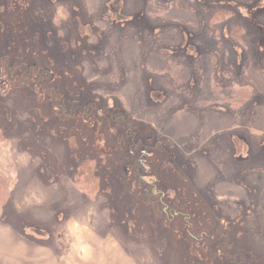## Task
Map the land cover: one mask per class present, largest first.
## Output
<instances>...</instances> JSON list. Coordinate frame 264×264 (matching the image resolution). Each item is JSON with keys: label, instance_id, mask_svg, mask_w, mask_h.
I'll return each instance as SVG.
<instances>
[{"label": "rangeland", "instance_id": "1", "mask_svg": "<svg viewBox=\"0 0 264 264\" xmlns=\"http://www.w3.org/2000/svg\"><path fill=\"white\" fill-rule=\"evenodd\" d=\"M29 1V18L55 36L72 81L120 106L150 145H164L176 163L162 159L158 146V167L166 168L175 202L189 203L203 231L219 225V258L207 238L194 243L201 264H264V0ZM8 93L0 89V204L21 237L43 239L59 261L74 264H180L184 221L154 218L153 228L123 236L129 210L133 223L144 220L128 186L100 171L96 180V158L70 151L82 137L88 144L89 132L64 140L69 119L55 125L41 107L34 123L23 94ZM99 134L107 145L108 133ZM32 258L11 263L37 264Z\"/></svg>", "mask_w": 264, "mask_h": 264}, {"label": "flooded vegetation", "instance_id": "2", "mask_svg": "<svg viewBox=\"0 0 264 264\" xmlns=\"http://www.w3.org/2000/svg\"><path fill=\"white\" fill-rule=\"evenodd\" d=\"M29 8V0H0L1 93L9 92L7 96L22 93L30 106L29 120L34 123L44 115L41 107L50 112L55 125L69 119L67 129L71 130L66 132L68 137L64 140L71 137V131L75 135L79 133V129L88 131L91 138L88 144L82 145V137L77 139L79 148L75 151L72 147L69 148L75 155L79 154V159L86 162L91 161L87 159L89 156L96 158L93 171L96 180L102 182L98 174L100 171V174L109 175L111 182L128 186L129 194L132 196L133 193L137 200H144L148 209L154 210L159 217L162 215L169 222L171 216L180 217L193 233L189 237L194 243H203L207 238L212 254L218 257L215 237L217 231L220 233V228H217L219 225L214 221L215 228L211 232L203 231L202 227H207L202 224V217L195 213L189 214V203L185 200L175 202L178 193L167 183L169 175L166 168L162 167L160 170L158 167L162 164L157 157L158 146L162 149L161 158L167 156L168 163H176L172 154L161 143L150 145L152 137L140 135L134 118L120 106L110 99L100 101L99 98L92 97L79 85L76 77L74 79L77 83L72 81L74 74L70 72L69 66L64 65L67 60L59 59L63 54L52 42L55 36L50 40L49 36L43 35L41 21L29 18ZM50 117H46L48 121ZM76 129L78 130L75 131ZM100 130L108 133L105 135L107 145L98 144L99 136L102 135L99 134ZM62 133L65 134L62 131L54 132L57 137ZM84 147L87 148V153ZM115 167L119 169L118 174L114 172ZM176 168L182 170L180 166ZM195 197L200 201V204L196 203L207 210L202 197ZM171 206L174 208L170 212L168 209ZM194 217L196 224L192 222ZM208 224L211 227V223ZM35 233L40 235L38 230ZM223 248L227 249L226 241H223ZM228 257L231 262V256ZM243 263L249 264L246 261Z\"/></svg>", "mask_w": 264, "mask_h": 264}, {"label": "crops", "instance_id": "3", "mask_svg": "<svg viewBox=\"0 0 264 264\" xmlns=\"http://www.w3.org/2000/svg\"><path fill=\"white\" fill-rule=\"evenodd\" d=\"M7 210L0 204V264H12L11 261L14 260L24 261L23 256L25 259L34 257L31 261H36L37 264H74L66 258L59 261L51 248L40 243L43 239L34 236H31L33 240L21 237V234L18 233L19 225L17 228V226L7 222ZM19 223L21 222L19 221ZM23 264L34 263L27 261Z\"/></svg>", "mask_w": 264, "mask_h": 264}, {"label": "trees", "instance_id": "4", "mask_svg": "<svg viewBox=\"0 0 264 264\" xmlns=\"http://www.w3.org/2000/svg\"><path fill=\"white\" fill-rule=\"evenodd\" d=\"M151 1L152 2H156L157 4L160 5V2H159L160 0H151ZM174 2L176 3V0H168V2L166 3V5H164V7L172 6V4ZM187 34H188V37L194 36V34H192L190 32H187ZM182 55H183V57H185V55L183 53H182ZM193 65H195V61H193ZM117 170H119V169L117 167H115L114 168V172L116 174H118ZM128 195H129V192H128ZM126 198L130 199L129 196H126ZM129 202H132L134 204L135 210L137 211V216H142V218L144 220V223H142V224L139 223V222H142V221H139L138 223H136V222L133 223L132 222L133 219L128 216V214L130 213V210H129L125 214L126 217H124V220L127 222V223L125 222L127 229L124 230V231L120 230V232H121V234L123 236L131 237L132 232H135L136 229H138L139 227L143 226L146 223H147V225H145V226L147 228H153L154 227V224H153L154 218L162 219V220L170 223L168 220L165 219V217L163 218L162 215L159 217L154 210L148 209L147 204H146V202L144 200H137V199L133 200V199H130ZM179 219H180V217H179ZM130 225L132 227H130ZM160 229L164 232L162 227H160ZM129 231H130V233H129ZM179 232L183 236V238L180 239V243H182V245H184L183 253L181 255V258L177 257L179 263L180 264H201L202 260L199 259V254L197 253V251L195 249L194 240L189 237V234H193V233L190 231V229H188L187 226H186V229L184 228V230H180ZM172 241L174 242L175 240L172 239ZM167 259L169 260L170 257H168ZM169 262H170V260H169ZM160 263H162V262H160Z\"/></svg>", "mask_w": 264, "mask_h": 264}]
</instances>
